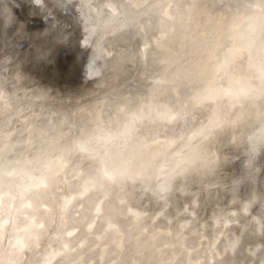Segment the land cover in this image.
<instances>
[{"label":"clouds","instance_id":"clouds-1","mask_svg":"<svg viewBox=\"0 0 264 264\" xmlns=\"http://www.w3.org/2000/svg\"><path fill=\"white\" fill-rule=\"evenodd\" d=\"M0 264H264V0H0Z\"/></svg>","mask_w":264,"mask_h":264},{"label":"rangeland","instance_id":"rangeland-1","mask_svg":"<svg viewBox=\"0 0 264 264\" xmlns=\"http://www.w3.org/2000/svg\"><path fill=\"white\" fill-rule=\"evenodd\" d=\"M53 75L55 76V75H57V73L53 72Z\"/></svg>","mask_w":264,"mask_h":264}]
</instances>
